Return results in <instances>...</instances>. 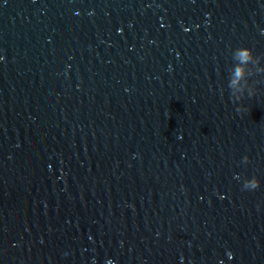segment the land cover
I'll return each instance as SVG.
<instances>
[{
  "label": "water",
  "instance_id": "obj_1",
  "mask_svg": "<svg viewBox=\"0 0 264 264\" xmlns=\"http://www.w3.org/2000/svg\"><path fill=\"white\" fill-rule=\"evenodd\" d=\"M0 264H264V0H0Z\"/></svg>",
  "mask_w": 264,
  "mask_h": 264
},
{
  "label": "clouds",
  "instance_id": "obj_2",
  "mask_svg": "<svg viewBox=\"0 0 264 264\" xmlns=\"http://www.w3.org/2000/svg\"><path fill=\"white\" fill-rule=\"evenodd\" d=\"M246 51V50H245Z\"/></svg>",
  "mask_w": 264,
  "mask_h": 264
}]
</instances>
